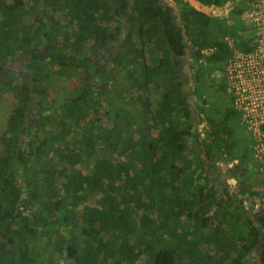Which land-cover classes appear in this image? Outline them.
<instances>
[{
	"label": "trees",
	"instance_id": "16d2710c",
	"mask_svg": "<svg viewBox=\"0 0 264 264\" xmlns=\"http://www.w3.org/2000/svg\"><path fill=\"white\" fill-rule=\"evenodd\" d=\"M162 1L0 0V94L15 101L0 135V264H243L257 230L206 176L238 116L205 114L202 133L195 95L199 64L222 71L230 57L225 36L241 51L249 38L222 28L224 9L189 6L226 0H174L177 14ZM109 42L106 64L89 62ZM20 58L25 77L8 65ZM58 85L70 95L53 101Z\"/></svg>",
	"mask_w": 264,
	"mask_h": 264
},
{
	"label": "flooded vegetation",
	"instance_id": "af4514ba",
	"mask_svg": "<svg viewBox=\"0 0 264 264\" xmlns=\"http://www.w3.org/2000/svg\"><path fill=\"white\" fill-rule=\"evenodd\" d=\"M163 1L170 7L171 3L175 4L174 0ZM218 14L219 13L214 14V17L220 18L221 16ZM113 45V42H109L101 49V57L98 58L99 60L94 57L89 62H94L97 67L101 65L104 66L108 60V56H111L117 50V47ZM8 65L11 69H14L12 66H19V74L25 77L26 72L23 71L24 62L21 58L12 61ZM184 69L188 71V66L184 65ZM218 83H215L217 89L221 82ZM204 99L203 97L201 101ZM193 101H196V99L193 98ZM198 105L201 106V102H199ZM208 105V103H204L200 110L197 108L195 109V124L198 127V131L202 133L207 129L208 125L205 114L210 116L214 124L220 125L223 120L222 112L224 108L228 106V103L219 104V115L216 109L215 111H207ZM202 110L205 113H203ZM32 112H34V110H32ZM26 114L28 115V120L30 114L28 112ZM225 129L226 134H228L230 129L227 123L225 124ZM232 134L233 137L231 139L233 144L230 145V151L225 153L214 164L207 163L208 169L206 171V176L208 177V188L215 191L216 197H218L220 193L224 194L226 192V197L231 205L230 210L235 213L237 212L242 217L240 219L241 221L247 219L248 221H246L247 223L245 222V225L254 227L257 230L258 237L256 242L253 246L246 249L243 256V264H264V181L255 168L253 156L251 157L247 152L242 154L243 150L246 148L241 145L237 132L234 130Z\"/></svg>",
	"mask_w": 264,
	"mask_h": 264
},
{
	"label": "built area",
	"instance_id": "2783aa9c",
	"mask_svg": "<svg viewBox=\"0 0 264 264\" xmlns=\"http://www.w3.org/2000/svg\"><path fill=\"white\" fill-rule=\"evenodd\" d=\"M225 6L226 17L232 7ZM240 10V20L249 33L248 47L241 51L235 48L233 39H227L231 54L223 63L221 75L230 106L252 141L253 159L264 179V0H246Z\"/></svg>",
	"mask_w": 264,
	"mask_h": 264
},
{
	"label": "rangeland",
	"instance_id": "374dc122",
	"mask_svg": "<svg viewBox=\"0 0 264 264\" xmlns=\"http://www.w3.org/2000/svg\"><path fill=\"white\" fill-rule=\"evenodd\" d=\"M221 2L223 4L224 1L221 0ZM245 3H246V0H237V1H234L233 3H230V0H226L225 4L226 5L230 4L232 9L227 13V16L225 18H223V20L221 21L222 28L224 30L229 31L233 28V26L234 27L243 26L245 32L248 33L247 27H245L243 25V23L240 20L239 15L235 13V11L237 9H243L245 7ZM189 6L195 9L196 5L194 2H191L189 4ZM196 8L199 9L200 11L206 13V14H210L213 16L215 14L213 12V10H222L225 8V5H223L219 9L213 8V7H210L208 9L205 7L204 9H201L197 6H196ZM229 38L233 39L230 36H225V39H224V42L226 43L227 47H228L227 39H229ZM227 59L223 63H225L227 61ZM12 67H14V69H16V70H14V69H10V70H13L17 73L20 72V71L18 72L19 66L18 67L12 66ZM196 70L198 71L199 76L201 77V81L199 80V84H197V94L195 95L196 99H198V101L199 100L201 101V99L204 97L206 99V100L204 99L206 101V104L207 103L209 104L207 111H211V110L215 111V109H216V111L219 115L220 114L219 104L228 103V106H230V104H231L230 98L228 97L226 92L223 93L220 90V88L218 87V89H217V85H215V83H218V82L220 83V81L222 79L221 71H218V70H216V71H210L209 70L208 71V66L204 62L200 63L199 66L196 68ZM23 71H24V68H23ZM70 81L76 82L75 80H70ZM60 83H63V81ZM58 86L60 89L58 91H61V92H59L58 94H54L52 96L53 101L58 100V99H64L65 97L70 95V93L67 89L68 87L64 88L60 85H58ZM14 102L11 99V97L8 96L7 94H0V135L5 128L6 115L12 109ZM102 105L104 106V104H102ZM227 124H229V123H227ZM231 128L237 132L238 138L241 142V145L245 146V148L252 153L251 148H250L252 141L247 136V133L245 132L244 128L240 125L239 117H236V120H235L234 124L231 126ZM251 153H250V155H251ZM252 156H253V153H252ZM260 174H261V172H260ZM261 177H262V180L264 181L262 174H261Z\"/></svg>",
	"mask_w": 264,
	"mask_h": 264
},
{
	"label": "water",
	"instance_id": "95a60500",
	"mask_svg": "<svg viewBox=\"0 0 264 264\" xmlns=\"http://www.w3.org/2000/svg\"><path fill=\"white\" fill-rule=\"evenodd\" d=\"M171 8L174 10V13L177 14V7L175 6V4L171 3ZM24 58V57H22Z\"/></svg>",
	"mask_w": 264,
	"mask_h": 264
},
{
	"label": "clouds",
	"instance_id": "9594fccd",
	"mask_svg": "<svg viewBox=\"0 0 264 264\" xmlns=\"http://www.w3.org/2000/svg\"><path fill=\"white\" fill-rule=\"evenodd\" d=\"M196 4H198L197 7L201 8V9H204V8H205V7L201 6L199 3H195V5H196ZM193 9H194V8H193ZM195 10H196V9H195ZM197 11H198V10H197ZM200 12H202V11H200Z\"/></svg>",
	"mask_w": 264,
	"mask_h": 264
},
{
	"label": "crops",
	"instance_id": "0c3cea01",
	"mask_svg": "<svg viewBox=\"0 0 264 264\" xmlns=\"http://www.w3.org/2000/svg\"><path fill=\"white\" fill-rule=\"evenodd\" d=\"M213 12L216 13V12H219V10H213ZM213 12H212V13H213Z\"/></svg>",
	"mask_w": 264,
	"mask_h": 264
}]
</instances>
